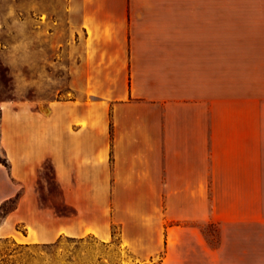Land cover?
Returning <instances> with one entry per match:
<instances>
[{
    "label": "crops",
    "instance_id": "0c3cea01",
    "mask_svg": "<svg viewBox=\"0 0 264 264\" xmlns=\"http://www.w3.org/2000/svg\"><path fill=\"white\" fill-rule=\"evenodd\" d=\"M80 15L71 95L0 124V208L15 203L0 238L117 225L143 263L264 264V0H81ZM47 161L70 214L39 202Z\"/></svg>",
    "mask_w": 264,
    "mask_h": 264
},
{
    "label": "rangeland",
    "instance_id": "374dc122",
    "mask_svg": "<svg viewBox=\"0 0 264 264\" xmlns=\"http://www.w3.org/2000/svg\"><path fill=\"white\" fill-rule=\"evenodd\" d=\"M80 2L0 0V124L4 121L10 128L12 112L19 104L44 106L68 92L71 95L72 72L82 59ZM0 158L9 166L1 145ZM37 189L41 204L54 206L58 213H72L62 204L49 161L41 168ZM14 204L12 199L7 201L1 215ZM112 232L108 240L95 235L30 243L0 238V264H159V258L141 262L122 242L119 226Z\"/></svg>",
    "mask_w": 264,
    "mask_h": 264
},
{
    "label": "trees",
    "instance_id": "16d2710c",
    "mask_svg": "<svg viewBox=\"0 0 264 264\" xmlns=\"http://www.w3.org/2000/svg\"><path fill=\"white\" fill-rule=\"evenodd\" d=\"M0 161H1L2 163L6 164V162H5L4 160H2L1 158H0ZM4 204H5V203H4ZM4 204H3V205L1 206V208H0V224L2 223L3 219H4L5 216H6V215H1V211L3 210Z\"/></svg>",
    "mask_w": 264,
    "mask_h": 264
}]
</instances>
